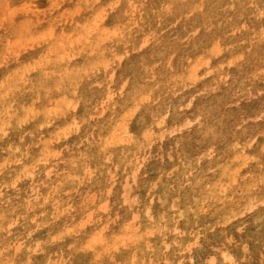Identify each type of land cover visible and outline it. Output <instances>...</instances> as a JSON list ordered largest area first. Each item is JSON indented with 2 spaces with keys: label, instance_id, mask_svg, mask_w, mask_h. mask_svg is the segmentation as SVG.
<instances>
[{
  "label": "rangeland",
  "instance_id": "rangeland-1",
  "mask_svg": "<svg viewBox=\"0 0 264 264\" xmlns=\"http://www.w3.org/2000/svg\"><path fill=\"white\" fill-rule=\"evenodd\" d=\"M225 253L264 264V0H0V264Z\"/></svg>",
  "mask_w": 264,
  "mask_h": 264
},
{
  "label": "bare ground",
  "instance_id": "bare-ground-1",
  "mask_svg": "<svg viewBox=\"0 0 264 264\" xmlns=\"http://www.w3.org/2000/svg\"><path fill=\"white\" fill-rule=\"evenodd\" d=\"M39 7V3H37V2H34L33 3V5H32V8H33V10H36L37 8ZM6 131V130H5ZM121 135V134H120ZM30 174V173H29ZM43 174V173H42ZM32 175V174H31ZM16 183V182H15ZM129 197H131V198H135V195L133 194V192H129ZM130 206V205H129ZM28 234V233H27ZM120 239V238H119ZM142 239V238H141ZM20 243H19V245L17 246V248H19L20 247ZM37 245H39L38 244V242H37ZM37 245L35 246V247H37ZM34 247V248H35ZM234 255L233 254H229V253H225L224 254V259H226L227 261H229V264H234V257H233ZM182 262V261H181ZM207 264H216V261H215V258H211L209 261H208V263Z\"/></svg>",
  "mask_w": 264,
  "mask_h": 264
}]
</instances>
